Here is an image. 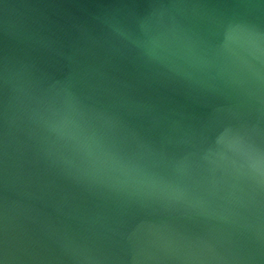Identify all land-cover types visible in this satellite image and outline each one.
Instances as JSON below:
<instances>
[{
    "label": "water",
    "instance_id": "water-1",
    "mask_svg": "<svg viewBox=\"0 0 264 264\" xmlns=\"http://www.w3.org/2000/svg\"><path fill=\"white\" fill-rule=\"evenodd\" d=\"M0 264H264V0H0Z\"/></svg>",
    "mask_w": 264,
    "mask_h": 264
}]
</instances>
